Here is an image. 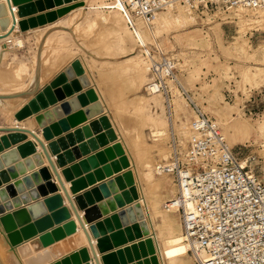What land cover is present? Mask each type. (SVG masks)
I'll use <instances>...</instances> for the list:
<instances>
[{
  "label": "rangeland",
  "instance_id": "374dc122",
  "mask_svg": "<svg viewBox=\"0 0 264 264\" xmlns=\"http://www.w3.org/2000/svg\"><path fill=\"white\" fill-rule=\"evenodd\" d=\"M45 2L51 3L52 7L46 5L43 10L47 11L32 15L34 17L44 15V22L30 27L41 26L34 30L35 41L39 35L43 37L45 32L55 31L44 45L42 79L44 84L36 92L42 93L44 97L52 93L53 100H47L46 97V104L40 105L18 122L33 118L34 128L41 134L48 129L50 132L47 137L48 144L56 146L57 155L67 158V162L76 160L78 163L81 159H87L92 154L104 150L108 145L118 143L119 155L106 163L109 166L114 160L119 161L120 166L123 162L128 163L127 166L122 165L120 170L114 171L112 176L126 169L132 171L133 185L138 194L133 201L139 200L140 196L136 185L137 177L150 209L158 242L162 241L159 233L161 220L153 211L151 203L157 197L163 210V203L177 192L174 174L167 170L163 172L160 166L165 163L167 166L172 165L170 161L174 138L178 152L183 156L194 135L190 126L194 113L184 97L183 89L191 93L199 106L217 122L234 151L248 158V163L264 178V22L255 23L257 18L264 16V11L215 7L196 9L176 4L158 13L168 14L172 19L164 22H156L155 19L152 24L145 22L147 26L139 32V36L137 31L134 33L127 25L117 0H45ZM180 11L187 14L188 18L179 19ZM101 14L116 16V23L101 19L100 16H103ZM178 20L180 21L177 22ZM51 23L53 27L45 30ZM66 26H72L76 33L59 31ZM76 40L82 47L77 46ZM241 44H245L243 45L245 48L237 49ZM133 50L136 51L135 57H131ZM148 55H153L156 59L166 56L174 61L176 81H168L172 102L171 116L163 95L148 93L145 88L152 77ZM6 57L7 55L0 58V94L23 88L25 86L23 81L26 77H31V74L33 79L34 68L30 71L31 74L30 67L22 73L18 72V66L13 71L5 67ZM16 83L22 85H15ZM46 88H49L48 92ZM36 94L24 102L23 99H1L0 125L10 124L12 119L16 121L17 113L36 99ZM72 99H77L76 107L73 106ZM20 101L21 106L17 105ZM65 102H68V108L64 106ZM49 111L51 114H47ZM39 114L44 115V125L36 119ZM90 123L92 127L84 133L83 125ZM157 127H160V133L155 130ZM3 138L7 139L9 147H6ZM27 140H21L19 143ZM0 145L1 156L18 143H13L7 133L0 132ZM105 165L103 163L97 166L90 165V168L80 175L87 179L88 187L92 186L89 182L90 176L96 183L104 180H97V171H100V175L103 174ZM44 166V164L36 166L20 176L11 178V181L39 171ZM60 168L63 169L62 166ZM48 180L40 178L43 185L37 180L31 185L36 186L40 194L41 190H46L51 195L52 192L48 191L50 188ZM5 183L3 182L1 186ZM157 183H160L158 189ZM68 184L70 185V182ZM27 188L29 189V186L25 187ZM21 193L18 192L17 195L21 196ZM155 193L158 196H154ZM35 201L32 199L30 202L22 203L20 207H27L29 203ZM16 210L18 211V207L6 211L4 216ZM167 212L173 214L181 224L179 211ZM69 219L55 224L40 235L50 233L54 227L62 225ZM132 221L129 225L140 227L136 218ZM1 227L4 231H0L2 242L0 244L4 248L3 254L0 252V260L2 264H19V254L14 252L17 242L12 243L13 247L8 234L18 231L23 226H19V229L16 226L8 231ZM152 238L155 251L147 252L146 255L140 254L138 260L134 257L133 262L128 260L127 264L138 262L154 264L153 258L157 260L158 255L153 235ZM62 240L64 239L54 241L52 250L69 251L68 241ZM23 241L26 239H23L22 243ZM183 246L187 250L184 243ZM188 254L190 264H197L192 252L188 251Z\"/></svg>",
  "mask_w": 264,
  "mask_h": 264
},
{
  "label": "built area",
  "instance_id": "2783aa9c",
  "mask_svg": "<svg viewBox=\"0 0 264 264\" xmlns=\"http://www.w3.org/2000/svg\"><path fill=\"white\" fill-rule=\"evenodd\" d=\"M121 2V11L134 33L139 21L152 24L159 11L176 4L196 9L264 8V0ZM148 57L152 77L145 88L148 93L163 95L171 116L168 81H176L174 61L166 56ZM183 94L194 113L190 124L194 135L183 156L174 138L172 165L160 166L162 171L174 174L178 187L163 208L180 212L185 240L197 264H264V178L248 163V158L234 151L217 122L193 95L184 89Z\"/></svg>",
  "mask_w": 264,
  "mask_h": 264
},
{
  "label": "bare ground",
  "instance_id": "6f19581e",
  "mask_svg": "<svg viewBox=\"0 0 264 264\" xmlns=\"http://www.w3.org/2000/svg\"><path fill=\"white\" fill-rule=\"evenodd\" d=\"M41 2H42V0H38V3H41ZM117 4L123 9L124 6H123L121 0H118ZM258 10L264 11V8H261ZM101 15H103L102 17L100 16L101 19L106 20L112 24L116 23V18H117L116 16L110 15V14H101ZM44 18L45 17L42 14L39 15L38 17L31 16V17L22 18V19L17 17V24L15 26V29L18 30L20 28L21 30L22 29L26 30L30 26H37L38 24H42L44 22ZM178 18L179 19H187L188 15L185 14L183 11H180ZM155 19H156V22H164V21H167V20L172 19V18L169 17L168 14L167 15L166 14H157ZM179 21L180 20H178L177 22H179ZM255 21H256L255 23H257V22L263 23L264 22V16L261 15V18L260 19L257 18ZM11 23H12V16H11L10 10L8 8V5H7L5 0H0V33L6 32L9 29ZM146 26H147V24L144 21H139L138 30H137V33L139 36H140L139 32L144 30L146 28ZM15 29L13 30V33H14ZM59 31L70 32L72 34L76 33V29L72 28V26H70V27L66 26L64 28H60ZM15 37H16L15 38L16 45L17 46H23L24 45V39L20 36H15ZM48 37H45V38H47L45 41V44L48 41ZM10 38L11 37H9V39ZM60 39H62V38H60ZM5 41L4 40L2 41V39H0V44L2 43L1 46H3V47L5 46L4 48H7L9 46L8 42L10 40L6 41L8 44H6ZM243 45H245V44H243ZM243 45L241 44L240 46L237 47V49L238 48L241 50L244 49L245 46H243ZM77 46L82 47V44L79 41H77ZM131 53H132L131 57L136 56V51L133 50ZM93 54H94V52L92 53V55ZM6 55H7V51L0 52V58L5 57ZM35 59H36V57H35ZM26 68H27L26 64L23 61H21L18 65V72L22 73L26 70ZM17 78H19V77H17ZM15 85L21 86L22 83H18V84L16 83ZM5 94H7V93H5ZM46 97L48 98V96H46ZM46 97L41 98L40 104L41 103L44 104L46 102ZM25 99L26 98L24 97L23 102L25 101ZM0 100H1V98H0ZM174 102L175 101H173V104H174ZM21 103L22 102L20 101V103L17 105H20ZM25 103H27V102H25ZM178 104H179V102H178ZM26 106L27 105H25V107ZM27 107L28 108L30 107V103H28ZM15 109H14V111L17 110V109L15 110ZM176 112H178V111H176ZM12 114H13V112H12ZM10 124L29 127L31 129H33L34 131H36L38 133V135L45 141L46 145L48 146L50 153L52 154V157L54 158V160L57 163L58 170L60 171V173H61V175L65 181V184L68 187V189H69L70 193L72 194V197H74V199L76 197L74 194L77 191L84 190L89 185L87 179L80 176V175L83 174L84 171L89 169L90 165L91 166H97L101 163L106 164L104 166L103 174L100 175V171H97V180L98 179L99 180L104 179L102 182H107V181L112 179L111 176L113 175L114 171H118V170H120L122 165L125 167L128 164L127 162H123L122 165L120 166L119 161H116V160L112 161L111 166H109L108 163H106L110 159L115 158L120 153V145L118 143H115L112 145H108L104 150H100L96 154H92L87 159H81L78 163L75 164L76 166H69L67 164L65 166H62L63 169H61L60 168L61 165L59 164V162L57 160L58 157H57V154H55L53 147L51 146L50 143L48 144V142H47L48 140L45 138V136L43 134L39 133L34 128L33 118L24 119L21 122H18V120L15 121V119H12ZM90 124H92V123H90ZM155 130H157L158 133H160L159 132L160 127L155 128ZM85 132L86 131H84V133ZM11 133H14V135H18V137L22 138V140H24V139H28V140L24 141L22 143L18 142V145H16V147L5 151L0 156V188L4 187L5 191L6 190L8 191L7 184H11V183H13L14 187H16V186L18 187V185L16 184V181L18 179H19L18 182L22 181L23 183L22 182L21 183H22V185L24 184L25 187L30 182H31L30 184H35L36 179L34 178L32 173L28 174V175H31L28 182L24 180V178H23L24 175L21 176L20 178L18 177L16 179V181L15 180L11 181L12 180L11 178H15L18 175L20 176V175L26 173L28 170L35 168L36 165H34V161L32 159V156H30V155L33 151H39L42 154V158H43L45 167H47L49 170V175H48L49 180L47 183H49V184L52 183V185H54L55 188L59 190V193L62 195L63 203H65L66 206L69 208L70 215H71V218L68 221H65L60 226L54 227L50 233H45L42 235H40V233H39V234L35 235L34 238L32 237V238L26 239V241H23V243H22V241L17 242V239H16L17 231L12 232V233L9 232L8 235L10 237L11 242H13V243L17 242L16 243L17 247L15 246L16 250H14V252L17 255L19 254L18 255L19 264H95L93 257H92L90 247H89V244H88V241H87V238H86V235H85L80 223L78 222L76 216L74 215V213L70 209L69 203L66 200V198H65V196L61 190L60 184L58 183L56 176L54 175L46 157L43 155L42 149H41L38 141L34 137H32L31 135H29L27 133H22V132H11ZM2 145H4V143H2ZM25 150H28L27 152H29L30 154H28L27 156L24 155ZM160 152H162V151H160ZM162 153H164V152H162ZM23 155H24V157H23ZM22 158H23V160H22ZM12 163H15V165H10ZM77 165H78V167H77ZM5 166H7V167H5ZM102 176H104V177H102ZM69 177H72V179ZM40 178L41 179L44 178L42 176V174H40ZM8 181H10V182H8ZM3 182L4 183L8 182V183L1 186V184ZM68 182H70V185L68 184ZM89 182H91V185L96 184V181L94 180V178L92 176H90ZM136 185H137L138 191L140 192V196L138 198L139 200L136 199V201H133L132 204H128L122 208V209L127 210L129 207H132L133 211H132V213H130L131 217L129 216V222H133L132 221L133 218L134 219L136 218V221L138 220L137 224L140 225V227L138 226V229H140L139 231H141V233H142L139 237L135 236V238H132L129 241H127L125 243L126 245L123 244V245H125L124 249H125L128 260H130L129 262H133L132 258H134V257L136 258L135 260H138L139 259L138 256L140 254L146 255L147 252H154L155 251L154 247L152 246V239H153L152 235H153V237L156 240V250H157V255H158L157 260L155 257L153 258L154 264H170L171 262L173 264H190V258H189V254H188L189 244L185 240V234L183 231L182 221L180 224L175 219L173 214H171L170 212H167L168 210L164 211V210H166L164 208L162 210L159 206V203H161V202L157 201V197L155 199L151 198V200L153 199V203H151L152 207H153V211L155 212L156 215L160 216V220H161L159 233L162 236V241H161V243H160V241L158 242V239L156 238V236H157L156 231L154 229V224L152 221V216L150 214V209H149L148 204L146 202V198L143 195V192L141 190V187L139 185V181H138L137 177H136ZM159 186H160V183H157L156 189H158ZM17 190L19 191L18 188H17ZM48 191H51V189L48 188ZM154 196H158V194L155 193ZM135 206H136V208H135ZM138 208H140V209H138ZM79 210H80V213L82 214V216L84 217L83 210L82 209H79ZM171 211H175V209L171 210ZM140 212L142 213V216H140V214H139ZM22 221H23L22 216L16 210L14 213H8L7 215H5L1 218V224H2L1 226H3L4 229L8 231L11 228H14V226H18L19 224H17V223H19V222L21 223ZM84 221H85L86 226L88 227L89 231L92 234L93 241L96 245V248L98 250V254L100 256V252H99V249L97 247L98 238L96 236H94V234L92 233V230L90 227L91 223H88L85 220V217H84ZM19 226H21V225H19ZM19 226H18V229H19ZM21 229H22V227L19 230H21ZM11 231H13V230H11ZM136 232L137 231H135V228L132 226V233L135 234ZM20 235H19L18 239H22V235L21 236ZM25 235H26V233L23 232V236H25ZM7 239H9V238H7ZM61 239L68 241V246H69L68 250L69 251L61 252L59 250H54V249L52 250V247L54 245L52 243H54V241H58ZM64 240H62V241H64ZM0 243H2V242H0ZM128 243H131V244L128 245ZM183 243L187 247L188 251L184 248ZM0 246H1V244H0ZM12 246H13V244H12ZM139 247H140L141 251H140ZM3 248L4 247L1 246L0 252H2V254H3V251H2ZM138 264H141V262H138Z\"/></svg>",
  "mask_w": 264,
  "mask_h": 264
},
{
  "label": "water",
  "instance_id": "95a60500",
  "mask_svg": "<svg viewBox=\"0 0 264 264\" xmlns=\"http://www.w3.org/2000/svg\"><path fill=\"white\" fill-rule=\"evenodd\" d=\"M5 1L12 16V23L6 32L0 33V39L6 38L13 32L17 24V15L19 17L29 16L31 14L37 13L38 11H42L44 6L46 5L47 7H52L51 3L46 4L45 0L41 3H38V0ZM14 6L18 7L17 12L15 11ZM9 46L11 45L9 44ZM48 89L49 88H46L47 92ZM36 92H38V84H36L33 88L21 92L0 94V98L9 99L19 96L26 97L36 94ZM51 94L52 93L47 94V100H53V95ZM35 97L39 104L38 102H36V99L32 100V102H30L29 108L26 106L17 113V120L24 118L25 116L29 115L32 111L40 107V105L42 104H40V100L41 98H44L42 93L36 94ZM47 100L44 104L47 103ZM44 104H42V106ZM72 104L76 107L78 105L77 99H72ZM64 106L68 108V102H65ZM47 114H51V111L47 112ZM36 119L41 124H45L43 114H39ZM91 127V124H84L82 130L88 132ZM0 132L7 133L8 136L11 138L12 142L15 144L20 142L22 138L18 137V135H14V133L11 132L27 133L38 141L42 149V153L46 157L54 175L56 176L58 183L60 184L61 190L69 203L70 209L76 216L86 235L94 263L127 264V255L125 249L121 246H123V244H125L130 239L135 238V236L139 237L142 234L141 231H139L140 229H138L137 225L133 226L135 228V231H137L135 234H133L132 226L129 225V216L131 217L130 213H132L133 211L132 207H129L127 210L122 209L124 206L133 203L134 198H137L136 187L135 185H133L134 179L132 171L130 169H126V171H122L120 172V174H116V176H111V180L107 182H100L97 185L93 186L91 189L82 191V193L76 195L74 199L68 187L66 186L60 171L58 170L57 163L52 157L48 146L36 131L26 126L0 125ZM43 135L47 139L48 135H50L49 130L45 129V133ZM3 140L6 144V147H9L7 139L3 138ZM51 146L53 147L55 154H57L58 150L56 146H53V144H51ZM1 147L2 146L0 145V148ZM27 151L28 150L24 151V155L26 156L30 154ZM31 155L34 161V165L42 166V164H44L42 154L39 151H33ZM57 157V160L61 166L67 165V158L61 155H57ZM75 164L76 163L70 166H76ZM32 174L34 178L40 183V174H42L44 179L48 180L49 170L47 167L44 166L41 167L39 171H34ZM30 176L31 175H24L23 178L25 181L28 182ZM69 178L72 179V177ZM19 183L20 182H18L17 184L18 187L16 186L18 189H20L19 191L16 187L13 186V183L7 184L8 191H5L4 187L0 188V218L4 216L6 211L12 210L14 207H18V212L22 216L23 221L22 223L19 222V225H22L23 227L21 230L17 231V242H21L23 239L32 238L35 235L45 232L46 230L52 228L55 224H58L66 219L71 218L69 208L66 206L65 203H63L62 195L58 192V189H56L55 186L52 185V183H48L52 192L51 195L48 194L46 190L42 191L41 189L40 192L42 194H40L39 189H37L36 186L31 185V182L27 184V186H29L30 188L28 189L29 191L25 189L24 184L22 185ZM18 192H22V195L18 196ZM32 199L36 201L33 203H29L27 207H20L22 203L30 202ZM79 209L84 210L85 220L88 223H91L90 227L92 233L98 238L97 247L99 249V252L103 253L101 257L98 254V250L93 241L92 234L86 226L84 217L80 213ZM139 214L140 216H142L141 212ZM104 215L105 217L103 219H100ZM31 220H34V222H31ZM1 225L2 224L0 219V231L3 232L4 230L2 229ZM23 232L26 233L25 236H23ZM20 234L22 235V239H18ZM12 243L13 242H10V244ZM116 247L117 249L113 250V248ZM0 264H2L1 260Z\"/></svg>",
  "mask_w": 264,
  "mask_h": 264
},
{
  "label": "crops",
  "instance_id": "0c3cea01",
  "mask_svg": "<svg viewBox=\"0 0 264 264\" xmlns=\"http://www.w3.org/2000/svg\"><path fill=\"white\" fill-rule=\"evenodd\" d=\"M14 9L17 12L18 7L14 6ZM43 11H47V10L38 11L37 13H40V12H43ZM37 13L31 14L29 16H24V17H30V16L35 15ZM17 17H19V16H17ZM19 18L22 19L23 17H19ZM52 27H53V25L51 23V25H47L45 30H47L49 28L51 29ZM31 28H34V29H31ZM39 28H41V26H39V27H30V28H28L26 30L25 29H22V30L21 29H19V30L15 29L14 33L12 32L9 36H7L6 38L2 39V41L3 40L4 41L5 40L6 41H8V40L11 41V42L10 41L8 42L11 45L10 47L8 46L7 48H4L5 46L4 47L2 46V49L0 47V51L1 52L4 51V50H8L7 51V57H6V63H7L6 66H5L6 68H9V69L15 71L16 67L19 65V63L21 61H23L26 64L27 67H30L29 73L34 68L33 79H31L32 78V74L30 73L31 77H29V78L26 77L25 80L23 81L25 83V86L23 88L14 89L12 91L4 92V93L9 94V92L10 93L21 92V91L33 88L32 86H35L36 84H38V90H39L40 87L44 84V82L42 83V79H43V64H44L43 63V52H44L45 41L47 39V38H44V37H48V36L50 37L55 31L49 30L48 32H45L46 34H44L43 37H42V35L41 36L39 35V37L35 41V36L33 37V33H34V30H37ZM15 36H20V37H22L24 39V45L23 46H17L16 45V43H15V38L16 37ZM9 37H11V38L9 39ZM6 41H5V43L8 44ZM21 57H22V59H21ZM35 57H36V59H35ZM17 59H19L18 62L16 61ZM22 75H24V73ZM31 96H33V95L26 96L25 98L27 99V98H30ZM9 99H12V100H14V99H24V97L19 96V97H14V98H9ZM2 125H11V124L7 123V124H2ZM74 163H76V160H73L72 162H68L67 164L70 166L71 164H74ZM98 183H100V182H98ZM98 183L93 184L92 186H95ZM92 186H90V187H92ZM90 187H87L84 190L90 189ZM84 190H82V191H84ZM82 191L78 192V194L82 193ZM83 212H84V210H83ZM102 217L104 218L105 216H102ZM115 249H117V247L113 248V250H115ZM102 254L103 253H100V256Z\"/></svg>",
  "mask_w": 264,
  "mask_h": 264
}]
</instances>
